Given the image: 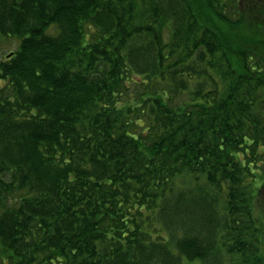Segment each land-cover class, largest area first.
Masks as SVG:
<instances>
[{
	"label": "trees",
	"instance_id": "trees-1",
	"mask_svg": "<svg viewBox=\"0 0 264 264\" xmlns=\"http://www.w3.org/2000/svg\"><path fill=\"white\" fill-rule=\"evenodd\" d=\"M202 1L0 0L2 264H264V0Z\"/></svg>",
	"mask_w": 264,
	"mask_h": 264
},
{
	"label": "rangeland",
	"instance_id": "rangeland-1",
	"mask_svg": "<svg viewBox=\"0 0 264 264\" xmlns=\"http://www.w3.org/2000/svg\"><path fill=\"white\" fill-rule=\"evenodd\" d=\"M196 4H204L202 0H194ZM247 0H240V4H245ZM263 1V0H262ZM198 9V8H197ZM197 15H198V21L202 23V20L204 22H209L213 21L210 17H208L209 13L204 12L203 9H198L196 10ZM202 18V19H201ZM163 29V28H162ZM166 30V29H165ZM16 38L15 37H0V60L4 59L5 56L11 52V50H14L16 48ZM255 215L258 218L259 223L261 226L264 227V214L260 211L259 207L256 209ZM264 236V235H263ZM264 241V240H263ZM264 252V249H263ZM0 264H2L0 262Z\"/></svg>",
	"mask_w": 264,
	"mask_h": 264
}]
</instances>
